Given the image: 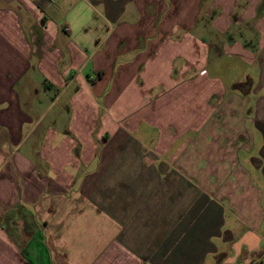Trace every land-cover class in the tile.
Masks as SVG:
<instances>
[{
	"label": "crops",
	"instance_id": "1",
	"mask_svg": "<svg viewBox=\"0 0 264 264\" xmlns=\"http://www.w3.org/2000/svg\"><path fill=\"white\" fill-rule=\"evenodd\" d=\"M0 264H264V0H0Z\"/></svg>",
	"mask_w": 264,
	"mask_h": 264
}]
</instances>
